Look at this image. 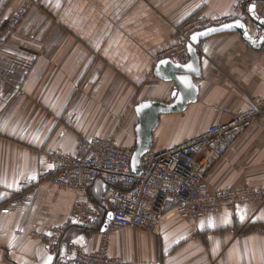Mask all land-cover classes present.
Returning a JSON list of instances; mask_svg holds the SVG:
<instances>
[{"label":"crops","instance_id":"crops-1","mask_svg":"<svg viewBox=\"0 0 264 264\" xmlns=\"http://www.w3.org/2000/svg\"><path fill=\"white\" fill-rule=\"evenodd\" d=\"M22 1L0 0V38H8L0 50V204L49 166L52 151L74 154L83 136L135 146L136 105L175 102L176 84L155 74L154 56L192 14L246 20L236 7L255 3L264 18V0H41L8 36ZM247 24V38L226 31L204 39L200 74L193 78L196 100L160 114L152 149L180 144L264 98V28ZM105 185L97 180L83 196L101 212ZM211 187L264 190V124L250 126L215 162ZM75 198L72 189L44 183L31 205L0 214V264H55L33 233L66 221ZM97 225H73L60 256L72 243L96 250ZM111 253L135 264H264V202L196 218L183 216L169 200L156 232L113 233Z\"/></svg>","mask_w":264,"mask_h":264},{"label":"built area","instance_id":"built-area-1","mask_svg":"<svg viewBox=\"0 0 264 264\" xmlns=\"http://www.w3.org/2000/svg\"><path fill=\"white\" fill-rule=\"evenodd\" d=\"M40 1H22L7 24L8 36L17 31ZM247 11L242 4L236 7V12H244L245 21L249 22ZM229 21L228 17L213 19L200 12L192 14L176 26L174 42L155 54L156 63L162 59L187 62L190 59L188 45L194 33ZM7 39L0 38V50ZM203 46L204 40L197 45V50ZM254 123L264 124V98H255L250 107L232 113L226 121L211 124L201 134L180 144L160 150L151 148L141 157L139 175L132 166L135 146H120L113 137L83 136L74 154L62 149L52 151L49 166L36 178L23 181L18 192L0 204V214L31 205L44 183L72 189L76 198L68 219L33 233L46 243L56 258L55 264H135L112 255L113 233L126 228L156 232L169 200L180 214L196 218L221 208L232 210L242 203L264 202V190L248 187L213 190L211 187L215 162L234 147ZM97 180L106 183L101 197L102 212L89 198L83 197ZM109 212L113 216L108 228L103 230ZM77 223L87 227L101 223L98 248L89 252L80 244L72 243L69 254L60 256L59 249L68 230Z\"/></svg>","mask_w":264,"mask_h":264},{"label":"water","instance_id":"water-1","mask_svg":"<svg viewBox=\"0 0 264 264\" xmlns=\"http://www.w3.org/2000/svg\"><path fill=\"white\" fill-rule=\"evenodd\" d=\"M249 22L256 23L264 28V18H260L256 13L255 3L251 4L247 11ZM230 25V27H224ZM240 25H243L241 27ZM237 31L248 37L249 29L245 20L237 18L221 25L209 27L192 35L188 45L190 59L185 63H178L171 59H162L157 63L155 74L166 81H173L176 84L175 102L173 104H164L156 101L141 102L136 105L139 114V122L136 126L137 143L133 155L132 166L134 171L139 175L141 173V157L151 150L153 145V131L159 123V116L163 112L179 111L192 101L196 100L197 87L193 83V78L200 74V56L197 45L208 36L220 32ZM195 37V39L193 38ZM187 65H192L188 68ZM181 77H187L188 84H185ZM112 212L107 215L103 230L108 228L112 218Z\"/></svg>","mask_w":264,"mask_h":264},{"label":"snow or ice","instance_id":"snow-or-ice-1","mask_svg":"<svg viewBox=\"0 0 264 264\" xmlns=\"http://www.w3.org/2000/svg\"><path fill=\"white\" fill-rule=\"evenodd\" d=\"M241 27H243V25H240ZM224 27H230V25H225ZM194 39H195V37H193ZM187 67L188 68H192V65H187ZM181 80L185 83V84H188L189 86H191L190 85V82L188 81V79H187V77H181ZM32 178H35V177H32ZM245 217H244V214H241V216H240V219L241 220H243ZM230 222V220H225V223H229ZM210 223H211V226L212 227H215L216 225H215V221H214V218L210 221ZM51 260V257H49V261Z\"/></svg>","mask_w":264,"mask_h":264},{"label":"trees","instance_id":"trees-1","mask_svg":"<svg viewBox=\"0 0 264 264\" xmlns=\"http://www.w3.org/2000/svg\"><path fill=\"white\" fill-rule=\"evenodd\" d=\"M103 213H106V212H103ZM97 226H98V229H99V230H100V229H101V227H102L101 225H100V226H99V225H97ZM71 227H72V226H71ZM71 227H70V228H71Z\"/></svg>","mask_w":264,"mask_h":264},{"label":"rangeland","instance_id":"rangeland-1","mask_svg":"<svg viewBox=\"0 0 264 264\" xmlns=\"http://www.w3.org/2000/svg\"><path fill=\"white\" fill-rule=\"evenodd\" d=\"M248 9V8H247Z\"/></svg>","mask_w":264,"mask_h":264}]
</instances>
